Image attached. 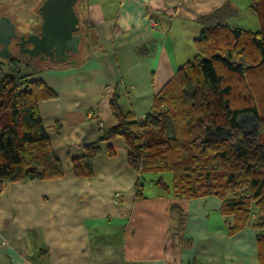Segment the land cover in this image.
I'll list each match as a JSON object with an SVG mask.
<instances>
[{
  "label": "crops",
  "instance_id": "0c3cea01",
  "mask_svg": "<svg viewBox=\"0 0 264 264\" xmlns=\"http://www.w3.org/2000/svg\"><path fill=\"white\" fill-rule=\"evenodd\" d=\"M43 1L0 0V16L7 9L38 15ZM229 1L81 0L80 25L92 36L80 58L37 76L57 93L39 107L64 176L0 182V264H260L257 232L231 233L219 197L175 199L147 182L139 198V174L121 137L101 142L92 178H76L72 168L86 145L117 124L115 87L123 106L144 118L195 53L203 19Z\"/></svg>",
  "mask_w": 264,
  "mask_h": 264
},
{
  "label": "trees",
  "instance_id": "16d2710c",
  "mask_svg": "<svg viewBox=\"0 0 264 264\" xmlns=\"http://www.w3.org/2000/svg\"><path fill=\"white\" fill-rule=\"evenodd\" d=\"M252 6L260 29L225 22L206 26L194 40V58L154 97L144 118L123 106L122 90L116 86L110 108L117 124L86 145L72 168L76 178H92L101 142L121 137L129 150L128 164L139 174V198L147 182L160 185L175 199L219 197L231 233L245 228L257 232L260 264H264V94L261 114L252 89L243 82L245 73L254 69L264 77V0H253ZM80 32L81 51L73 60L80 58L92 36L83 24ZM28 56L7 58L12 66L8 74H3L0 59V182L64 176L39 107L41 101L57 97L37 78L52 62ZM19 63L30 69L24 71ZM251 115L254 128H243L241 122ZM107 153L112 157L116 150L108 145ZM163 172L172 174L171 184L162 176L155 179Z\"/></svg>",
  "mask_w": 264,
  "mask_h": 264
},
{
  "label": "water",
  "instance_id": "95a60500",
  "mask_svg": "<svg viewBox=\"0 0 264 264\" xmlns=\"http://www.w3.org/2000/svg\"><path fill=\"white\" fill-rule=\"evenodd\" d=\"M79 0H44L38 12L41 22L38 32L19 34L16 23L8 15L0 16V55L9 58V45L14 38H20L23 52L30 58L61 57L58 61L71 62V54L80 53L82 41L80 16L76 5ZM31 43V47H25ZM2 45V46H1ZM55 62V61H54ZM253 119L254 116L251 115Z\"/></svg>",
  "mask_w": 264,
  "mask_h": 264
},
{
  "label": "rangeland",
  "instance_id": "374dc122",
  "mask_svg": "<svg viewBox=\"0 0 264 264\" xmlns=\"http://www.w3.org/2000/svg\"><path fill=\"white\" fill-rule=\"evenodd\" d=\"M233 3L236 4V6L239 5V10H241L236 15L234 14L235 7L233 6ZM252 5H253V0L229 1L225 5V7L219 9L220 12H218V14L210 15L209 18H204L202 23L208 26V25L216 24L218 22H225L231 25L240 26L244 29L257 31L260 29V25H259L256 11L254 10ZM27 12L28 11H24V14L15 15L12 13V10H9V9L4 10V13L8 15L9 17H11L12 20L17 24L16 28L19 34L27 35L31 32L33 33L34 28L40 26L41 15L35 14L34 11L32 15H29ZM198 34L199 35L196 38H198L201 35V33H198ZM185 52H187L186 48H184V53ZM196 53L197 51H195L194 54L192 52L189 58L186 59V62L192 60L194 56L196 55ZM0 59L4 62L3 63V74L11 73L12 66L9 64L8 59L5 57H2L1 55H0ZM53 64H55L54 67L61 65L60 63H55V62H52V64L50 65H53ZM19 67L23 69L24 71H28L30 69L29 67L23 65V63H19ZM263 78L264 77H263L262 72L260 71L257 74L254 69L252 72L249 71L245 73V77L243 80V82H246L248 86L252 89V92L255 97L256 106L261 114L263 113V103H262V96L264 94V88L262 85ZM256 84L258 85L257 88L255 87ZM248 119L249 120L242 121L241 125L245 129L254 128L256 124L255 120L251 116ZM160 176H162L167 183H170V184L172 183V174L170 172H163L161 174H158L155 176V179L159 178Z\"/></svg>",
  "mask_w": 264,
  "mask_h": 264
},
{
  "label": "flooded vegetation",
  "instance_id": "af4514ba",
  "mask_svg": "<svg viewBox=\"0 0 264 264\" xmlns=\"http://www.w3.org/2000/svg\"><path fill=\"white\" fill-rule=\"evenodd\" d=\"M39 31V27H36V28H34V30H33V32H38ZM2 46V45H1ZM32 46V44L31 43H26L25 44V46L23 47V48H25V47H31ZM9 49H10V51L12 52V55H18V56H20V55H28V53L27 52H23V50H22V47H21V45H20V38L19 37H17V38H14L13 40H12V42L10 43V45H9ZM76 54H78V53H75V54H71L70 56H69V59L68 60H73L76 56H74V55H76ZM11 55V56H12ZM29 57V56H28ZM38 58H39V56H37ZM30 58V57H29ZM35 57H33V58H31V59H34ZM59 58H61V57H57V56H54L53 58H51V57H47V58H40V59H45V60H49V61H51V62H54L55 61V63H63V61H58V59Z\"/></svg>",
  "mask_w": 264,
  "mask_h": 264
}]
</instances>
